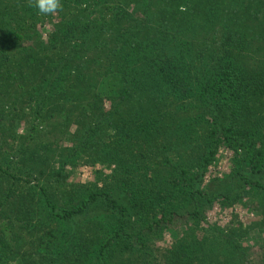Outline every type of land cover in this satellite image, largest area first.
<instances>
[{"label": "trees", "instance_id": "16d2710c", "mask_svg": "<svg viewBox=\"0 0 264 264\" xmlns=\"http://www.w3.org/2000/svg\"><path fill=\"white\" fill-rule=\"evenodd\" d=\"M222 145L238 190L200 185ZM219 196L264 211V0H0V264H253Z\"/></svg>", "mask_w": 264, "mask_h": 264}, {"label": "rangeland", "instance_id": "374dc122", "mask_svg": "<svg viewBox=\"0 0 264 264\" xmlns=\"http://www.w3.org/2000/svg\"><path fill=\"white\" fill-rule=\"evenodd\" d=\"M242 159L243 151L241 149L236 150L222 145L207 171H205L200 185L203 188L210 186L212 189L216 188L221 192L240 189V180L238 176L233 175V171L237 168L238 161ZM113 166L106 167L80 160L75 167L70 168L71 173L67 180L72 184L96 183L97 178L100 180L101 175L106 176L111 174ZM244 172L249 173L247 170ZM97 183L98 186L102 185L98 181ZM95 211H98V208ZM204 211L205 219L202 220L199 226L203 231L206 232V230L214 228L216 231L223 233L227 232L230 227L236 228L237 233H241L242 230L243 233L240 237V242L241 245L246 247L251 262L253 264H260L262 262L264 211L258 208V205H256L253 199L247 196L243 201H228L224 196H219L213 202H207ZM90 214L88 213L78 220L83 221ZM188 222L185 218L175 220L171 223L164 222L165 227L163 232L154 236L152 241L159 247H174L177 245L178 240L173 236L171 229L186 228ZM190 223L193 222L190 221Z\"/></svg>", "mask_w": 264, "mask_h": 264}, {"label": "clouds", "instance_id": "9594fccd", "mask_svg": "<svg viewBox=\"0 0 264 264\" xmlns=\"http://www.w3.org/2000/svg\"><path fill=\"white\" fill-rule=\"evenodd\" d=\"M59 0H37V7L41 13H50L57 9Z\"/></svg>", "mask_w": 264, "mask_h": 264}]
</instances>
